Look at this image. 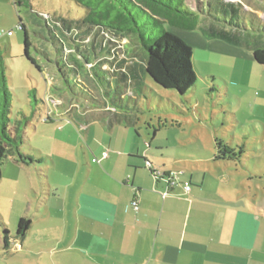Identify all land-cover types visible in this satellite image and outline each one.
Masks as SVG:
<instances>
[{
  "label": "rangeland",
  "instance_id": "rangeland-1",
  "mask_svg": "<svg viewBox=\"0 0 264 264\" xmlns=\"http://www.w3.org/2000/svg\"><path fill=\"white\" fill-rule=\"evenodd\" d=\"M216 1H206V8L209 2ZM227 1L240 4V9L247 14L241 17L245 44L233 46L221 40H209L200 29L187 31L166 23L165 30L191 48L196 83L186 95H180L147 78L140 100L141 111L137 112V123L139 132L146 137L147 149L152 143L154 131L158 132L153 145L161 149L159 152L154 151L158 158L173 162L177 156L186 157L187 173L190 168L204 164L209 169L208 174L203 173L207 175L209 184L214 173L211 171L214 170L216 178L232 184L264 207V66L259 65L253 56L256 45H264V0ZM31 2L32 11L23 6L18 12L13 0H0V52L7 67L9 87L13 90L11 119L13 123L27 120L22 149L27 158L32 160L12 158L1 167L0 247L4 246L3 225L11 238L15 239L21 218L33 223L30 239L35 240L40 230L46 233L44 229L50 228L48 225L37 226V218L46 215L44 202L51 197L46 192L49 190L46 188V178L50 184H55V181L67 183L69 180L61 177L63 168L72 176L76 160L85 161L84 136L68 119L61 121L57 110L64 114L62 116L77 117L84 116L90 109L83 106V102L71 99L64 91L57 90L56 87H64L58 78L56 65L49 63L44 55H35L44 65V73L24 58V32L18 28L19 17L32 33L35 29L32 22L39 23L32 20L34 14L77 17L83 11L72 0ZM187 2L196 7L197 0ZM9 32H13V35L8 36ZM58 36L63 37L62 34ZM112 41L121 43L125 61L142 72L143 58L137 51H129L125 46L128 41L119 38H113ZM45 44L42 41L39 46L47 48L52 59L57 61L58 46L56 48L49 44V47H45ZM65 54L69 57L74 53L70 47H66ZM98 61L96 65L100 66L102 63ZM103 68L106 70L107 67ZM69 74L70 81L77 82L73 77L76 75L72 72ZM48 83L51 90L47 96ZM52 89H55V93ZM46 105L49 107L46 108ZM51 106H54L53 109ZM46 118L54 121L46 123ZM62 129L65 131L61 132ZM216 138L224 140L233 148L244 147L245 155L241 162H215ZM59 156L68 162L58 165L55 168L57 173L55 170L48 172L47 162L52 165L51 158L59 160ZM169 169L173 170L171 173L181 170ZM11 247L14 254L22 250L20 244H12ZM17 261L10 260L7 263L20 264Z\"/></svg>",
  "mask_w": 264,
  "mask_h": 264
},
{
  "label": "crops",
  "instance_id": "crops-1",
  "mask_svg": "<svg viewBox=\"0 0 264 264\" xmlns=\"http://www.w3.org/2000/svg\"><path fill=\"white\" fill-rule=\"evenodd\" d=\"M82 105L90 109L84 116L65 117L59 110L57 116L84 136L85 161L76 160L72 176L63 168L67 183L50 184L43 176L51 197L37 226L50 228L32 240L31 222L25 238L13 243L22 250H1L0 264H264V207L258 200L216 178L214 170L209 184L204 164L187 173L186 157L158 158V132L147 149L132 107L113 113ZM59 157L47 162L48 172L68 162ZM170 167L181 169L173 180Z\"/></svg>",
  "mask_w": 264,
  "mask_h": 264
},
{
  "label": "trees",
  "instance_id": "trees-1",
  "mask_svg": "<svg viewBox=\"0 0 264 264\" xmlns=\"http://www.w3.org/2000/svg\"><path fill=\"white\" fill-rule=\"evenodd\" d=\"M72 1L83 11L82 14L77 17L34 14L32 20L39 23L32 22L35 26L32 33L19 17L18 28L24 32V58L44 73V65L35 57L44 55L49 63L56 65L64 87L62 92H68L87 105L108 107L113 113L131 110L128 107H132L136 115L141 111L140 100L146 86L143 78L146 81L151 78L160 87L177 91L180 95H186L195 86L193 52L181 39L165 30L166 23L187 31L200 29L209 40L217 39L233 46L245 44L241 17L247 14L240 9V4L227 0L209 2L208 9V0H197L196 7L187 0ZM13 5L17 11L23 6L33 9L31 0H13ZM113 38L127 40L125 46L129 51L138 52L143 58L142 72L125 61L121 43L113 42ZM42 41L46 43L45 47L49 44L58 46L57 61L52 59L47 48L39 46ZM66 47H70L74 54L66 56ZM253 56L259 65L264 66V45L257 44ZM97 59L102 63L100 66L96 65ZM69 72L76 75L73 77L77 82L70 81ZM12 108L13 90L9 87L7 67L0 52V179L1 167L10 159L32 162L22 149L28 122L16 120L13 123ZM52 121L46 118V123ZM244 155V147L233 148L216 138L215 162H241ZM30 226V220L21 218L17 237L13 239L3 225L4 246L0 251L11 250L13 243L25 238Z\"/></svg>",
  "mask_w": 264,
  "mask_h": 264
},
{
  "label": "built area",
  "instance_id": "built-area-1",
  "mask_svg": "<svg viewBox=\"0 0 264 264\" xmlns=\"http://www.w3.org/2000/svg\"><path fill=\"white\" fill-rule=\"evenodd\" d=\"M46 17H47V16H46ZM19 29H20V28H19ZM12 35H13V32H9V33H8V36H12ZM105 156L107 157L108 154L105 153ZM95 161H96V160H95ZM95 161H94V162H95ZM157 173H158L159 176H162V173H159V172H157ZM169 177H170V179L173 180L174 177H175V174H174V173H171ZM186 191H187V192H190V191H191V185H190V184H187V186H186ZM133 205H134V207H135L136 210L139 209V207H138V202L135 201V202L133 203Z\"/></svg>",
  "mask_w": 264,
  "mask_h": 264
}]
</instances>
